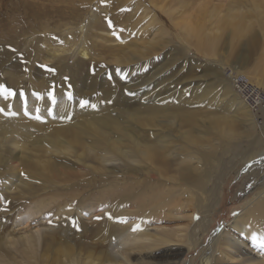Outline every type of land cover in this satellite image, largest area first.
Wrapping results in <instances>:
<instances>
[{"label": "rangeland", "instance_id": "obj_1", "mask_svg": "<svg viewBox=\"0 0 264 264\" xmlns=\"http://www.w3.org/2000/svg\"><path fill=\"white\" fill-rule=\"evenodd\" d=\"M226 3L0 0V85L16 93L6 97L0 92V108L4 109L0 112V188L15 181L2 174L3 169L14 165L21 170L23 161L37 165L36 171L40 172H47L51 160L65 165L87 162L98 167L102 163L103 167L115 168L112 175L117 180L113 188L103 184L85 190L77 198L79 204L84 199L90 208L85 206L82 216L87 218L94 208L98 209L96 213L109 210L118 202L117 195L130 194L134 196L117 218L136 220L148 212L141 210L136 189L146 181L153 188L159 184L148 171L155 170L156 174L161 161L164 166L165 162L171 163L166 171L176 176L181 162L183 167L196 163L199 166L197 171L192 170V175L197 173L193 176L202 179L209 170L201 197L184 190L182 205L153 213L149 222L153 225L148 226L151 232L160 231L154 227L157 224L168 230L178 228L186 219L176 213L190 208L188 199L195 195L192 199L196 203L197 198L198 213L188 229L191 240L132 251L131 256L155 253L168 257L178 248L182 253L179 264H203V256L211 252L213 237L227 232L237 238L242 255L228 249L235 258L222 254L218 264L264 259V241L258 243L234 227L238 215L264 195V163L252 169L251 162L244 160L246 155L264 148V109L254 112L232 83L235 75L245 74L264 94V31L256 26L252 31L256 34L243 32V37L236 33L239 37L234 39L235 33H229L231 26L223 25L218 43L209 40V31L217 28L216 13H225ZM82 49L87 52L85 56ZM53 83L55 105L48 95ZM25 96L30 115L24 111ZM180 96L186 100L181 104ZM82 99L97 107L81 108ZM219 124L231 127L240 137L222 139L216 128ZM181 147H186L188 153H182ZM87 151L91 157H85ZM210 152H214L213 165L206 159L203 164ZM167 179L176 181L169 176ZM128 184H136L130 193L125 191ZM60 185L33 194L15 211L3 235L18 238L34 231L41 217L45 216L47 222L54 215H64L73 198L71 190ZM146 193L150 194L149 187ZM1 194L0 212L4 210ZM39 197L49 199L47 206L28 223L18 225L28 213V206ZM60 203L64 210L58 207ZM25 245L20 239L17 245L7 247L8 259L17 263L16 257ZM225 246L220 243V249L226 250Z\"/></svg>", "mask_w": 264, "mask_h": 264}, {"label": "bare ground", "instance_id": "obj_2", "mask_svg": "<svg viewBox=\"0 0 264 264\" xmlns=\"http://www.w3.org/2000/svg\"><path fill=\"white\" fill-rule=\"evenodd\" d=\"M155 1L156 0H151L152 3H155ZM225 6V13H216L218 14L216 15L218 20L217 28L214 31H209V40L212 42H217L220 40L224 33L223 27L226 25L231 26L229 33L232 35L235 33L233 36L234 39H236L238 36H235L236 33H238L240 36L243 32L244 34L246 32L253 33L252 31L256 26L260 27V29L264 31V0H227ZM218 10L219 9L216 8V12ZM237 40L235 42H237ZM256 44H259V39H256ZM204 47L205 45L202 48ZM211 50L213 51V49ZM205 52L208 53V51ZM81 53L84 56L87 54L86 50L84 49L81 50ZM241 58L242 57H240V59ZM247 61H250V59L248 58ZM234 90L237 91L236 88H234ZM238 94L241 95L240 92H238ZM144 96L147 98L146 94ZM242 98L246 100L249 107L254 108V105H251L244 96H242ZM184 101H186L185 97L180 96L178 102L181 104ZM239 108L243 109V107ZM94 119H96V117H94ZM216 128L219 131L222 139L229 140V138L234 139L240 137L239 134L234 133L231 127L223 128L219 124ZM180 149L182 153L188 151L186 147H181ZM196 150H198V148H196ZM213 153H207L203 160L206 159L207 163L211 164V161L215 160ZM84 154L85 157H91L89 152ZM188 155L189 154H187V157ZM262 158H264V148L253 154L246 155L244 160L247 163L251 162L249 167H252L253 169L254 166L264 163V159ZM195 159H197V157ZM206 160L203 161V164L206 162ZM174 162H176V160ZM188 162L191 161L188 160ZM159 164L160 165L157 168L156 174L155 170L154 173L150 171H148V173L152 180L159 182V184L156 186L160 188H153L152 184H150L151 182L146 181L136 189V192H138V196L140 198L138 202L141 204V210H144L145 212L148 210L147 214H141V216L136 220H130L127 218L126 223L116 221L117 219H110L108 214L111 213L112 217L117 218V214L120 213L119 211L122 212L123 210H126L125 208L128 204V199L130 200V197L134 195H117L116 198L118 202L113 204L109 210L106 209L103 212L96 213L98 212V209L91 208L92 211H90L91 213L87 214V218H84V213L86 212V204L84 203V199L81 200L83 201L82 204H79L77 199L78 197H81V194L85 190L93 189V187H99L103 184H107L110 186V188H113V185L117 180H113V177L117 178V176L112 175V172L115 170V168H107L105 166L103 167L102 163H100L99 167L91 166L88 165L87 162L83 164L78 162L65 165L53 160L47 162V172L36 171L37 165L30 161H23V168L21 170H19V168L14 165L5 167L2 174L14 177L15 181L11 184L7 183L5 186L0 188V193H2L1 196L4 198L3 202L1 203L4 210L0 212V264H179L182 253L177 250L178 248L175 249V251L178 252H172L168 257H165V254L160 255L159 257V255L155 253L146 254L143 256L136 255L133 257L131 256V252H135L136 250H149L160 245L174 242L182 243L186 238H188L189 241L191 240V234L188 233V229L189 226L192 225L195 216L198 213V208L196 206L198 203L197 198L196 203L192 198L197 194L199 199L203 194L204 184L206 183V180L209 176V170H206L205 175L202 174V176H204L201 179L200 176H193L197 173H194L193 175L191 174V172H193L192 170L197 171L199 164L189 163L190 165L188 167H183L184 163L181 162L180 166H182V168L178 170L177 175L175 176V173H173L174 176H170L166 169L168 168V164L171 163L165 162V165H167L164 166V162L160 161ZM187 165L185 164V166ZM101 171H104L105 173H102ZM167 175L169 176V179L172 177L176 181L174 182L171 180L173 181L171 182L167 179ZM191 175L193 177H191ZM60 184H62V186H67L71 190L73 198L64 215H54V218L51 219V224L49 221L46 222V217L43 216L40 218V224H38V227H36L34 231L22 234L18 238H15L10 234L3 235L7 223L13 219L15 211L20 208L23 203L27 202V200H29L33 194L39 192L40 190H45L48 187H50V190H54L55 188L61 186ZM179 184L181 186H179ZM166 185H168V187H165ZM135 187L136 184H128V188L125 191L130 193L132 189H135ZM147 187L150 188V194L146 193ZM184 190H188L191 192V194L192 192L195 193L191 199H188V206L190 208L187 207V210L184 209L181 210V212L176 213L177 216L185 218L187 222L185 221L179 224L178 228L170 230L164 228L162 224H157L154 227L159 228L160 231L151 232L148 229L149 225H153L149 223L151 220L150 218L152 217L151 215L163 209H168L170 211L173 207L179 208V205H182L183 203L180 196ZM101 195H103V193H101ZM180 200L182 203H180ZM254 200L255 202L249 208H247L245 212L238 215L237 219L234 221V227L239 231L252 236L258 243H261L264 241V195H261ZM48 203V198H37L30 206H28V213L20 218L18 225L28 223L32 218L35 217V215H38ZM58 207L60 210L65 209L61 203L58 205ZM127 208L130 210L129 207ZM0 209L2 208L0 207ZM86 209L90 208L87 207ZM92 213L95 215L93 214V216ZM92 216L94 218H92ZM97 216H101L102 219H95ZM137 225H139V229L134 230ZM20 239L25 240L26 245L20 249L18 254L20 257H16L18 262L15 263V261H10L8 259L9 251L7 250V247L17 245L18 240ZM236 239L237 238L235 236L227 232L219 234L218 236L216 234L213 237V243L210 245L211 252L208 255L205 254L203 256L202 263L218 264V260L221 259L222 254H225V256H227L229 259H234L235 256L229 251L230 249H236L235 251L238 252L237 255H242V248L236 243ZM221 242L226 245V250L220 249ZM242 258H244V256ZM246 260H249V258ZM236 264H264V259L260 260L254 257L250 258L249 262H244L243 260Z\"/></svg>", "mask_w": 264, "mask_h": 264}, {"label": "built area", "instance_id": "obj_3", "mask_svg": "<svg viewBox=\"0 0 264 264\" xmlns=\"http://www.w3.org/2000/svg\"><path fill=\"white\" fill-rule=\"evenodd\" d=\"M232 83L234 88H236L251 105H254V112L264 109V94L262 90L250 82L246 75H235L232 78Z\"/></svg>", "mask_w": 264, "mask_h": 264}, {"label": "snow or ice", "instance_id": "obj_4", "mask_svg": "<svg viewBox=\"0 0 264 264\" xmlns=\"http://www.w3.org/2000/svg\"><path fill=\"white\" fill-rule=\"evenodd\" d=\"M109 23H110V26H111V22H109ZM41 67L47 69V66L46 65H41ZM48 71H50L52 73H55L56 70L55 69H48ZM109 78H111V74H109ZM126 78L127 77L125 76V79ZM64 79H65V81L68 80L67 77H65ZM69 87H70V85H69ZM0 92L4 93L6 97L7 96H15L16 95V93L14 92V90H11L10 88H8L7 86H4V85H0ZM48 95L51 96V102H52L53 105H55L57 97H56V93H55V84L54 83H53L52 88L49 91ZM67 95H68L69 100H71L72 99L71 92H68ZM24 100H25L24 111H25L26 114H29L30 115L31 113L28 112V109H27V106H26V101H27V97L26 96L24 97ZM79 105H80L81 108H84V107L96 108L97 107V105L91 104L88 99H82V100H80L79 101ZM3 111H4V109L0 108V112H3ZM12 114L15 115L16 113H12ZM37 118L38 119H41V117H39V116ZM262 159H264V158H262ZM51 215L52 214L49 213V216H51ZM108 216H109L110 219H119L121 222H124V223L127 222L125 218H115V217H112L111 213H109ZM95 219L100 220V219H102V217L101 216H97V217H95ZM197 219H199V217H197ZM49 223L50 224L52 223V220L51 219H49ZM74 223H75V221H74ZM138 229H139V225H137L134 230H138ZM262 243H264V242H262Z\"/></svg>", "mask_w": 264, "mask_h": 264}]
</instances>
